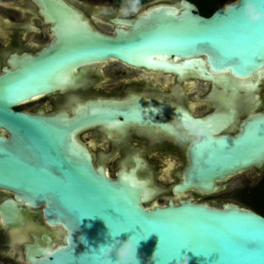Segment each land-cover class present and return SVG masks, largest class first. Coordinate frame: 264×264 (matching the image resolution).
<instances>
[{"label":"water","instance_id":"water-1","mask_svg":"<svg viewBox=\"0 0 264 264\" xmlns=\"http://www.w3.org/2000/svg\"><path fill=\"white\" fill-rule=\"evenodd\" d=\"M33 1L53 26L54 40L37 57H22L13 62V70L0 75V194L14 195V199L3 196L0 201V229L10 232L9 251L23 264H92L90 257L83 255L90 256L110 242L109 232L114 227L122 230L120 240H139L142 231H136L141 224L144 233L150 235L138 242L140 264H180L185 257L187 264H223L219 251L198 255L189 246L215 230L244 234L247 221L264 227L263 216L233 203L214 207L180 200L146 207L154 190L138 178L137 170H121L113 180L103 167L95 166L92 155L78 142L76 135L92 117L71 120L65 115L15 109L58 91L60 79L69 68L109 60L147 70L172 66L181 67V71L196 70L202 80L221 87L223 94L229 92L231 97L238 95L242 83L243 88L256 90L264 78V58L257 57L245 67L239 59L222 57L211 44L196 42L224 24L232 12H226L225 6H238L237 1L204 17L188 0H165L177 4L151 7L136 18L117 17L112 21L116 25L112 36L93 29L63 0ZM255 3L264 11V0ZM76 18L83 28L76 26ZM237 22L245 24L241 16ZM253 31L254 43L259 44L264 40V23L255 25ZM143 44L152 46L141 47ZM162 55L167 59H148ZM65 57L77 59L50 75L40 71L54 59ZM187 61L194 63L186 65ZM32 74L35 78L28 80ZM254 77L258 80L248 83ZM21 81H27L19 92L24 99L8 103L5 96L9 86ZM212 140L211 145L195 146L188 153L189 165L182 183L174 188L175 194L196 191L212 196L224 191L228 180L255 168L264 169L263 115L249 121L235 138ZM34 211L38 213L39 232L26 243H18L20 235L13 233L30 222ZM59 230L63 232L60 238L55 235ZM234 238L239 240L242 235ZM156 251L157 258L152 261Z\"/></svg>","mask_w":264,"mask_h":264},{"label":"flooded vegetation","instance_id":"flooded-vegetation-1","mask_svg":"<svg viewBox=\"0 0 264 264\" xmlns=\"http://www.w3.org/2000/svg\"><path fill=\"white\" fill-rule=\"evenodd\" d=\"M63 1L93 29L109 36L114 35L116 25L112 21L117 17L136 18L151 7L177 4L154 1L118 7L103 0ZM52 27L40 15V8L33 0H0V75L4 70H13L14 61L37 57L48 48L54 40ZM63 76H68V80L60 83L58 91L15 110L65 115L71 120L92 117L90 124L76 135L78 142L92 155L95 166L103 167L113 180L121 170H137L138 178L154 190L146 207L160 202L176 204L180 200L198 202L210 197L196 191L180 195L174 192L189 165L187 155L196 146L178 141L165 131L163 125L178 118L175 109L204 121L208 130L211 125L212 139L235 138L249 121L264 116V78L256 90L243 88L242 83L238 95L231 97L229 92L223 94L221 87L202 80L196 70L181 71L179 66L147 70L109 60L73 66ZM257 80L254 77L248 83ZM157 110L160 111L155 114ZM252 170L258 185L264 169ZM245 189L248 188L241 193ZM3 196L14 199V195L4 193L0 194V201ZM28 219L38 221L37 211ZM9 234L8 230L0 229L1 244L10 240ZM6 247L9 246L3 248ZM2 256L23 264L10 251L0 253V260Z\"/></svg>","mask_w":264,"mask_h":264},{"label":"snow or ice","instance_id":"snow-or-ice-1","mask_svg":"<svg viewBox=\"0 0 264 264\" xmlns=\"http://www.w3.org/2000/svg\"><path fill=\"white\" fill-rule=\"evenodd\" d=\"M239 6L232 9L231 14L225 18V23L218 29L211 30L197 43H209L220 53L222 57L228 59H239L243 62V66L247 67L252 63L255 58H264V40H261L259 44L254 43L256 33L253 31L249 34L246 24H239L237 22L240 13L238 11ZM78 28H83L84 25L78 18L74 21ZM151 44H143L141 47H150ZM77 57H65L59 60L54 59L47 67L40 71L44 75H50L59 68L64 67ZM149 60L160 59L166 60V56L148 57ZM193 61H187V64H193ZM233 71H235L233 69ZM35 78V74L28 77V80ZM68 76H63L60 79V83H66ZM27 81H21L15 85H10L7 90L5 99L8 103H14L19 98L24 99V96L19 95L21 85ZM42 89V88H41ZM30 95H35L34 92H29ZM188 118L187 116L185 117ZM201 123H205L201 121ZM211 132L212 126L209 125ZM214 136V132H211ZM214 143L213 140L205 142V145L198 146L203 148ZM132 187H136V183H132ZM139 230L142 231L141 239L148 237L150 234L144 233V229L141 224ZM136 225V226H137ZM135 226V230H136ZM247 232L240 233H226L222 230H215L213 234L208 237H199L198 242L189 246L191 249L202 255H209L213 251H219L221 253V261L223 264H254L255 261H259V264H264V227H259L251 222L246 223ZM113 234H119L122 232L120 228L114 227L112 229ZM242 235L241 239H235L234 236Z\"/></svg>","mask_w":264,"mask_h":264},{"label":"clouds","instance_id":"clouds-1","mask_svg":"<svg viewBox=\"0 0 264 264\" xmlns=\"http://www.w3.org/2000/svg\"><path fill=\"white\" fill-rule=\"evenodd\" d=\"M239 6L238 11L240 16L244 19L247 26V31L252 34V30L255 25L264 23V11H261L255 0H237ZM234 5H226L225 11L230 12ZM157 110L155 114L159 113ZM178 113V118L173 119L169 123L163 125L165 131L169 135L173 136L176 140L181 142H189L193 145L200 146L207 141L212 140L211 132L201 123V121L195 117L189 116L186 112L175 109ZM188 117L187 119L185 117ZM221 144V142L216 141ZM119 234H113L111 230L109 232L110 242L99 246L98 250H93L89 256L85 254L83 256L90 257L92 264H140V259L137 254L138 242L141 240H134L133 237L127 240H120ZM82 242L86 243L83 236L80 237ZM157 258V251L151 257L152 261ZM180 264H187V258L181 260Z\"/></svg>","mask_w":264,"mask_h":264},{"label":"rangeland","instance_id":"rangeland-1","mask_svg":"<svg viewBox=\"0 0 264 264\" xmlns=\"http://www.w3.org/2000/svg\"><path fill=\"white\" fill-rule=\"evenodd\" d=\"M102 2V0H100ZM154 1H165V0H149L147 2H154ZM237 0H231L230 2H228L227 4H230V3H233V2H236ZM134 10V9H132ZM135 11V10H134ZM104 29V28H102ZM104 30H107V29H104ZM26 109L29 108L28 106L25 107ZM259 180H257L255 178V171L254 170H251L249 172H246L238 177H235L233 178L232 180L229 181L228 183V187H227V190L224 191V192H220V193H217L215 195H212L210 197H207V198H201L198 203H208L210 204L211 206H214V207H221L223 204H228V203H233V204H236V205H239L240 207H245L247 209H249L247 206H245L241 201H240V195H241V191L244 189V188H251V187H254L255 185H257ZM154 204H157V205H160V206H163L166 204V202H160V203H154ZM32 222V221H30ZM30 222H25V226L28 228V236L30 238H33L32 235L34 234V228L32 223ZM5 243V242H4ZM3 244V243H2ZM0 243V253H3V252H8L10 250V248H3L4 246H9L10 245V242H6V244H3L2 245ZM1 246H3L1 248ZM4 257V256H2ZM0 264H16L10 260H7L6 257H4L3 259L0 260Z\"/></svg>","mask_w":264,"mask_h":264},{"label":"trees","instance_id":"trees-1","mask_svg":"<svg viewBox=\"0 0 264 264\" xmlns=\"http://www.w3.org/2000/svg\"><path fill=\"white\" fill-rule=\"evenodd\" d=\"M111 2L118 7L141 4L149 0H103ZM198 7L199 13L210 17L216 10L231 0H188ZM240 201L249 209L264 217V176L260 183L253 188L245 189L240 195Z\"/></svg>","mask_w":264,"mask_h":264},{"label":"bare ground","instance_id":"bare-ground-1","mask_svg":"<svg viewBox=\"0 0 264 264\" xmlns=\"http://www.w3.org/2000/svg\"><path fill=\"white\" fill-rule=\"evenodd\" d=\"M215 89V88H214ZM149 203V202H148ZM156 204H154V206H155ZM153 207V206H152ZM33 227L32 228H34V234H37L39 231H38V229H39V226H40V224L38 223V221H35L33 224ZM28 231V228L25 226L19 233H13V234H16V235H18V234H21L20 236H19V238H18V243H26L27 242V240H29L30 238L29 237H27L26 236V232ZM63 232L61 231V230H59L58 231V233L57 232H55V235H58V238H60V234H62ZM15 236V235H14Z\"/></svg>","mask_w":264,"mask_h":264}]
</instances>
